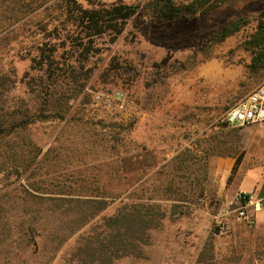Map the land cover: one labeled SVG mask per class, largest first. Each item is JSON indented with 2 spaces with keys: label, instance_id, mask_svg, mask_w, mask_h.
<instances>
[{
  "label": "rangeland",
  "instance_id": "obj_1",
  "mask_svg": "<svg viewBox=\"0 0 264 264\" xmlns=\"http://www.w3.org/2000/svg\"><path fill=\"white\" fill-rule=\"evenodd\" d=\"M76 1L137 9L119 34L87 39L65 0H0V264H90L87 243L133 202L155 216L149 241L113 264H264V213L220 232L227 196L205 189L212 146L230 140L223 114L264 80L251 43L264 0L170 20L150 0Z\"/></svg>",
  "mask_w": 264,
  "mask_h": 264
},
{
  "label": "trees",
  "instance_id": "obj_2",
  "mask_svg": "<svg viewBox=\"0 0 264 264\" xmlns=\"http://www.w3.org/2000/svg\"><path fill=\"white\" fill-rule=\"evenodd\" d=\"M207 2L209 0H191L188 4H179L176 0H150L146 3L145 7L151 10L150 13H152L154 18L170 20L179 16L194 15L198 8ZM76 3V0H65L67 11L73 17L76 26L81 27L85 31L87 39L108 30L112 34H119L122 30V22L133 16L137 9V6L127 4H114L107 8H86ZM244 23L245 19L241 18L230 20L224 23L215 35L219 40H222L227 34L237 30ZM257 29V34L253 35L251 43L254 46L261 47L260 51L253 55L254 66L256 61L264 65V13L259 16ZM79 45L82 48L81 52L88 49L87 45H84L81 41ZM41 55L44 56L40 52ZM49 57L50 55L44 56L47 63H49L47 61ZM46 73H48V78L53 80V82H50V85H46V87L50 86L48 94H55L57 90L53 85L57 82V74L49 68H46ZM36 112H38V109L31 113L34 115L30 119H40V113ZM224 125L226 126L225 123ZM112 200L110 199V201ZM102 201L104 206L109 203V200L106 199H102ZM116 208L117 210L113 215L105 218L103 223L104 228L102 229L104 235L101 232L97 233L94 237L95 241L91 242V244L87 243L89 248L86 250L87 258H89L87 263L91 264L96 262L95 260H99V264H113L114 257L126 255L143 256L142 246L149 241V230L153 227L152 221L155 216L149 211L139 209L135 202L130 204L124 203ZM97 251L99 252L98 254ZM101 253H104L106 257L103 258L100 255Z\"/></svg>",
  "mask_w": 264,
  "mask_h": 264
},
{
  "label": "crops",
  "instance_id": "obj_3",
  "mask_svg": "<svg viewBox=\"0 0 264 264\" xmlns=\"http://www.w3.org/2000/svg\"><path fill=\"white\" fill-rule=\"evenodd\" d=\"M227 132L230 140L215 143L209 152L206 192L228 197L245 190L264 197V121L230 127Z\"/></svg>",
  "mask_w": 264,
  "mask_h": 264
},
{
  "label": "built area",
  "instance_id": "obj_4",
  "mask_svg": "<svg viewBox=\"0 0 264 264\" xmlns=\"http://www.w3.org/2000/svg\"><path fill=\"white\" fill-rule=\"evenodd\" d=\"M222 121L228 127L260 125L264 121V80L228 107ZM263 210V196L253 191L238 190L221 203L215 223L220 232L228 229L230 222L250 228L256 222L257 213Z\"/></svg>",
  "mask_w": 264,
  "mask_h": 264
}]
</instances>
